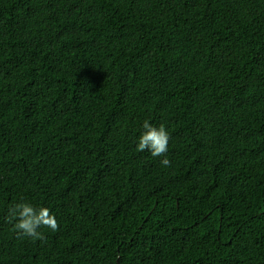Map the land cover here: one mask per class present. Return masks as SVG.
I'll list each match as a JSON object with an SVG mask.
<instances>
[{
    "label": "trees",
    "instance_id": "1",
    "mask_svg": "<svg viewBox=\"0 0 264 264\" xmlns=\"http://www.w3.org/2000/svg\"><path fill=\"white\" fill-rule=\"evenodd\" d=\"M0 264H264V0H0Z\"/></svg>",
    "mask_w": 264,
    "mask_h": 264
},
{
    "label": "clouds",
    "instance_id": "2",
    "mask_svg": "<svg viewBox=\"0 0 264 264\" xmlns=\"http://www.w3.org/2000/svg\"><path fill=\"white\" fill-rule=\"evenodd\" d=\"M142 128L136 150L149 151L153 157H163L161 164L165 167L170 166L171 162L166 156L170 134L165 124L156 126L145 120ZM7 220L13 224V229L18 236L29 237L33 241L45 239L42 228L55 232L60 227L55 214L48 207L37 208L26 200H20L8 208Z\"/></svg>",
    "mask_w": 264,
    "mask_h": 264
}]
</instances>
